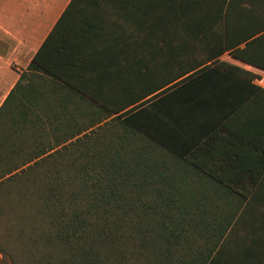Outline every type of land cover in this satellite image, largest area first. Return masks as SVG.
<instances>
[{"label":"trees","instance_id":"obj_1","mask_svg":"<svg viewBox=\"0 0 264 264\" xmlns=\"http://www.w3.org/2000/svg\"><path fill=\"white\" fill-rule=\"evenodd\" d=\"M173 23L205 55L149 81L132 51ZM225 53L264 70V0H72L0 107V251L264 264V88Z\"/></svg>","mask_w":264,"mask_h":264},{"label":"crops","instance_id":"obj_2","mask_svg":"<svg viewBox=\"0 0 264 264\" xmlns=\"http://www.w3.org/2000/svg\"><path fill=\"white\" fill-rule=\"evenodd\" d=\"M71 1L0 0V107ZM83 17L77 16L78 19ZM149 29L152 27H145V31ZM131 38H137V33ZM225 55L231 57L225 53L221 59L225 60ZM231 59L227 61L254 74H264L263 69L233 57ZM217 261L215 264H227L224 256H220Z\"/></svg>","mask_w":264,"mask_h":264},{"label":"rangeland","instance_id":"obj_3","mask_svg":"<svg viewBox=\"0 0 264 264\" xmlns=\"http://www.w3.org/2000/svg\"><path fill=\"white\" fill-rule=\"evenodd\" d=\"M184 23H173L169 29L156 33L149 29L145 33V41L142 44L138 41V48L132 51L136 60H145L149 65L142 67L150 73L149 81L163 83L167 79L173 78L191 66L193 62L200 60L203 55V39H196L193 35H187L188 31L184 30ZM193 36V37H192ZM168 40L171 43H168ZM188 45V47H185ZM184 46V48H182ZM225 60H232L228 55L224 56ZM0 262L3 264H13L12 259L0 251Z\"/></svg>","mask_w":264,"mask_h":264},{"label":"built area","instance_id":"obj_4","mask_svg":"<svg viewBox=\"0 0 264 264\" xmlns=\"http://www.w3.org/2000/svg\"><path fill=\"white\" fill-rule=\"evenodd\" d=\"M253 83L261 88H264V74L256 73L253 79Z\"/></svg>","mask_w":264,"mask_h":264}]
</instances>
